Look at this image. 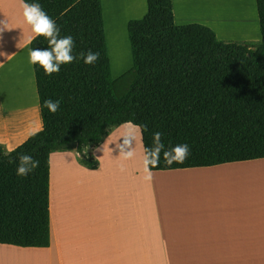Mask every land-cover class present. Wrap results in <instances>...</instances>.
Masks as SVG:
<instances>
[{
    "label": "trees",
    "instance_id": "trees-1",
    "mask_svg": "<svg viewBox=\"0 0 264 264\" xmlns=\"http://www.w3.org/2000/svg\"><path fill=\"white\" fill-rule=\"evenodd\" d=\"M257 1L262 39L256 46L221 40L201 23L178 25L172 0H147L148 12L128 24L135 76L118 94L108 53L102 0H24L39 3L74 40L71 64L46 75L35 65L43 127L8 151L0 143V244L50 246V158L76 150L90 169L97 148L119 126L131 123L142 132L148 168L168 171L213 167L264 158V0ZM38 37L31 49L48 48ZM99 53L94 65L80 57ZM59 100L53 114L45 100ZM164 148L156 156L154 134ZM187 144L183 163L167 164L164 152ZM20 154L38 167L17 176Z\"/></svg>",
    "mask_w": 264,
    "mask_h": 264
},
{
    "label": "crops",
    "instance_id": "crops-1",
    "mask_svg": "<svg viewBox=\"0 0 264 264\" xmlns=\"http://www.w3.org/2000/svg\"><path fill=\"white\" fill-rule=\"evenodd\" d=\"M124 1L130 12H117L118 20L115 0H102L108 26L126 20L128 28L148 12L144 0ZM172 1L178 25L201 23L226 40L233 23L249 28L253 21V14L204 5L223 0ZM0 21L6 23L0 31V82L7 64L19 61L26 87L5 108L9 115L12 101L27 119L20 131L0 129V143L10 151L41 130L43 122L29 63L33 33L21 0H0ZM252 37L243 43L261 42L258 34ZM132 125L119 126L100 146L87 149L99 161L95 169L82 165L76 150L51 155L50 246L0 244V264H264V158L151 171L142 132ZM118 137L133 157L115 154Z\"/></svg>",
    "mask_w": 264,
    "mask_h": 264
},
{
    "label": "clouds",
    "instance_id": "clouds-1",
    "mask_svg": "<svg viewBox=\"0 0 264 264\" xmlns=\"http://www.w3.org/2000/svg\"><path fill=\"white\" fill-rule=\"evenodd\" d=\"M23 9V17L27 23L32 36L28 39V44L38 37H44L48 40V48L29 49V63L32 65H39L46 75L51 76L53 73L60 71L61 65L71 64L76 60L73 55L74 40L72 36H60V28L57 26L55 20L47 15L39 3H27L21 0ZM0 31L6 28V23L0 21ZM80 57L86 65H94L99 60V53L89 51L87 54L81 53ZM43 106L49 110L50 113L55 114L60 106L59 100H45ZM164 148L161 143V133L154 134V147L146 149L149 155L156 156L153 163L159 162V153ZM189 153V146L187 144L177 145L174 148L164 152L165 162L167 164L183 163ZM16 173L19 177H24L33 172L39 165V161L35 160L31 155L20 154L17 158Z\"/></svg>",
    "mask_w": 264,
    "mask_h": 264
},
{
    "label": "rangeland",
    "instance_id": "rangeland-1",
    "mask_svg": "<svg viewBox=\"0 0 264 264\" xmlns=\"http://www.w3.org/2000/svg\"><path fill=\"white\" fill-rule=\"evenodd\" d=\"M223 1H225V6H227L226 9L238 10L239 12H242V14L247 15V16H251L253 14V21L251 19L249 23V26H250L249 28L238 27L239 25H242L239 22L233 23L232 26L234 28H228L226 32V37H229V38H227L226 40L219 36L221 40L243 43L244 41L254 40L255 37H252V35L254 34H258L260 38H262L256 0L254 1L253 0H242L244 1V4L247 7L246 9L240 6L239 3L237 4L236 0H223ZM144 8L146 11L148 10L146 0H144ZM120 23H117L116 26L113 25L114 26L113 27V26L107 25L109 24L107 18L105 21L108 53H109V57L111 60L112 74H113L115 84H116V91L118 92V94L121 95L128 90V87L131 81L133 80L135 73H134V60H133L132 49H131L130 39L128 35V28H127L126 20L123 21L122 24ZM232 29H234L235 32H232L233 31ZM118 36L122 37L125 48H126L127 56H126L125 61H123L120 58V56H118L117 54L118 52V50L116 49L117 44L116 42H114V38ZM247 36H251V37L249 38ZM256 45L257 43L249 44V46H256ZM132 126L135 128H139L138 126H135V125H132Z\"/></svg>",
    "mask_w": 264,
    "mask_h": 264
},
{
    "label": "bare ground",
    "instance_id": "bare-ground-1",
    "mask_svg": "<svg viewBox=\"0 0 264 264\" xmlns=\"http://www.w3.org/2000/svg\"><path fill=\"white\" fill-rule=\"evenodd\" d=\"M236 2L237 4L239 3V5L244 7L245 9L247 8L246 5L244 4V1L236 0ZM208 4L214 5L215 7H217V9L220 10H223V8H227L225 4L218 2H215L214 4L204 3L205 6ZM115 7H116V18L118 20L122 19L120 16H127L130 12L124 0H117V1L115 0ZM117 12H119L120 16H118ZM122 23L123 21H121L120 24ZM114 42H116L117 44L116 49L118 50L117 52L118 56H120V58L123 61H125L127 54L122 37L120 36L115 37ZM23 72H24V63L19 61H11L5 67L4 75L0 82V129L2 131L12 130V129H18V131H20V128L24 127L25 122L27 120L24 117V113L21 110V108L17 105H13L12 101L10 102L12 108L9 109V115H6L7 111L5 109V108H9L7 103L8 100H11L12 97L14 96L16 101V97L21 95L20 94L21 91H26L24 90L26 88L25 84L21 80ZM10 91H12L11 94H9ZM15 136L16 135H14V137ZM116 140H119V143L116 146H114L115 154L121 156L124 155L132 156V157L134 156L132 151L129 149V146L126 145L125 143H121L120 137H118V139ZM136 164H139V162L136 161Z\"/></svg>",
    "mask_w": 264,
    "mask_h": 264
}]
</instances>
